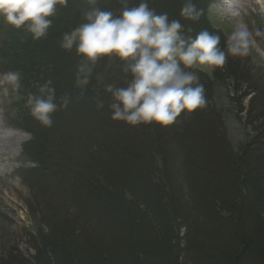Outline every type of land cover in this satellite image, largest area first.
<instances>
[{"label": "trees", "instance_id": "trees-1", "mask_svg": "<svg viewBox=\"0 0 264 264\" xmlns=\"http://www.w3.org/2000/svg\"><path fill=\"white\" fill-rule=\"evenodd\" d=\"M213 1L195 0L204 14L182 23L193 36L204 29L219 34L223 47L226 36L209 18ZM147 2L179 18L183 0ZM96 6L119 15L124 5L97 0ZM89 7L87 0L57 4L40 39L0 20V75L22 76L6 110L10 123L30 135L22 157L32 167L17 174L30 191L37 224L29 235L35 254L26 259L8 252L0 264H264V78L249 57H229L211 73L192 69L204 84L206 104L182 112L172 125L115 121L106 89L127 86L125 62L98 58L81 89L76 71L85 60L75 45L70 51L60 46L65 32L86 22ZM47 81L58 105L50 127L28 106ZM216 83L232 89L234 113L247 133L237 148L212 105Z\"/></svg>", "mask_w": 264, "mask_h": 264}, {"label": "clouds", "instance_id": "clouds-1", "mask_svg": "<svg viewBox=\"0 0 264 264\" xmlns=\"http://www.w3.org/2000/svg\"><path fill=\"white\" fill-rule=\"evenodd\" d=\"M87 2L90 7L83 13L86 22L65 32L60 46L70 51L75 45L76 53L85 60L76 71L75 83L81 89L88 85L98 58L114 55L125 62L124 71L131 74L127 86L110 84L106 90L112 97L111 118L129 126L168 127L182 112L191 114L204 107L205 87L192 69L214 70L229 57H246L256 43L255 37H264V29L253 31L245 24H238L226 36L223 47L221 36L207 29L191 35L192 29L182 20L195 23L201 19L204 10L195 0H183L179 18L157 13L147 0L135 6L121 0L124 6L119 15L97 7V0ZM65 3L66 0H0V17L40 39L53 23L50 17L55 16L56 5ZM21 80L19 71L0 75V83L12 91L21 88ZM39 92L28 97L30 114L41 125L50 127L52 114L58 108L51 81L44 83ZM67 104L68 99L63 98L60 106Z\"/></svg>", "mask_w": 264, "mask_h": 264}, {"label": "rangeland", "instance_id": "rangeland-1", "mask_svg": "<svg viewBox=\"0 0 264 264\" xmlns=\"http://www.w3.org/2000/svg\"><path fill=\"white\" fill-rule=\"evenodd\" d=\"M262 10L263 0H219L213 7L211 20L214 27L224 31L226 36L238 24H245L254 31L257 28L264 29ZM255 40L247 57L252 67L264 78V37H255ZM202 69L207 73L212 71L206 67ZM9 88L0 83V258L6 259L7 253L14 251L30 259L35 251L29 246V235L37 230V224L29 210L30 191L17 174L18 170L31 165L22 157V144L30 140V136L10 125L6 110ZM231 91L226 89L225 84L216 83L212 92V105L221 114L227 135L237 148L246 140L247 133L234 113ZM17 131L21 134L17 135Z\"/></svg>", "mask_w": 264, "mask_h": 264}, {"label": "bare ground", "instance_id": "bare-ground-1", "mask_svg": "<svg viewBox=\"0 0 264 264\" xmlns=\"http://www.w3.org/2000/svg\"><path fill=\"white\" fill-rule=\"evenodd\" d=\"M104 71H105V70H104ZM16 134L18 135V134H21V133L17 131ZM25 136H26V135H25ZM19 142H20V141H19ZM9 143H10V142H9ZM9 143H8V144H9ZM19 148H20V145H19Z\"/></svg>", "mask_w": 264, "mask_h": 264}]
</instances>
